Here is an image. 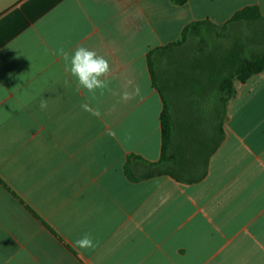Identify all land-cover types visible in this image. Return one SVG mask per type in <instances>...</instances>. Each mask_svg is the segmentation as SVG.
I'll use <instances>...</instances> for the list:
<instances>
[{
	"label": "crops",
	"instance_id": "crops-1",
	"mask_svg": "<svg viewBox=\"0 0 264 264\" xmlns=\"http://www.w3.org/2000/svg\"><path fill=\"white\" fill-rule=\"evenodd\" d=\"M247 6L264 15V0H0V264H264V71L235 80L202 181L125 173L131 155H162L148 54ZM81 45L109 61L111 91L70 74L61 49ZM173 58L164 77L185 61ZM85 234L94 249L75 246Z\"/></svg>",
	"mask_w": 264,
	"mask_h": 264
},
{
	"label": "trees",
	"instance_id": "trees-1",
	"mask_svg": "<svg viewBox=\"0 0 264 264\" xmlns=\"http://www.w3.org/2000/svg\"><path fill=\"white\" fill-rule=\"evenodd\" d=\"M172 1L184 4L187 0ZM243 28L263 30L264 15L258 6H247L239 10L221 25L209 20L193 22L184 28L177 43L154 49L148 54L154 86L164 102L161 114L162 155L156 162L131 155L125 165V173L132 181L168 175L178 182L194 184L208 175L210 158L225 138L224 116L229 101L236 94L235 80L245 82L264 71V40L254 39L247 44L241 43L240 38L231 36L234 31ZM227 39L234 41L228 49ZM208 41L218 54L217 61L213 57L200 58ZM194 43H199L197 51L194 54H184L185 49ZM162 55L172 58L175 55L182 56L185 61L179 64L178 72L164 77L165 71H160L163 65ZM182 91L188 92L194 114L193 122L198 124L202 134L197 142L193 144L190 141L187 146H183L181 141L177 142L180 132L173 108L174 96ZM201 104L206 106L205 110L199 109ZM196 127L186 128L196 130ZM183 131L182 135L186 133ZM135 160L138 166H134Z\"/></svg>",
	"mask_w": 264,
	"mask_h": 264
},
{
	"label": "clouds",
	"instance_id": "clouds-1",
	"mask_svg": "<svg viewBox=\"0 0 264 264\" xmlns=\"http://www.w3.org/2000/svg\"><path fill=\"white\" fill-rule=\"evenodd\" d=\"M61 53L63 58L69 62L68 70L76 78L79 87L87 90L93 96H95L97 91L100 94H103L106 90L111 91L110 77L112 76V68L104 56L82 45L76 47L70 53L61 49ZM140 92L139 86L134 87L131 91L125 90L121 93V100L134 99L140 95ZM39 107L41 110H46L48 100L41 98ZM81 108L92 116H101L99 108H93L89 103L81 104ZM108 134L114 135L111 131ZM75 246L81 249H94L96 243L90 234H85L75 241Z\"/></svg>",
	"mask_w": 264,
	"mask_h": 264
},
{
	"label": "rangeland",
	"instance_id": "rangeland-1",
	"mask_svg": "<svg viewBox=\"0 0 264 264\" xmlns=\"http://www.w3.org/2000/svg\"><path fill=\"white\" fill-rule=\"evenodd\" d=\"M231 36L233 38L238 37L241 39V43H251L252 40L258 39V40H264V28L263 30L256 29H245L238 30L237 32L234 31ZM193 43V42H192ZM234 41L231 39H227V49L230 48V44L233 45ZM223 44H225L223 42ZM213 44L208 41L206 50L203 54H201L200 58H206V57H213L214 60L217 61L218 54L214 49L212 48ZM197 48H199V43H194L193 45L188 46V48L185 49L184 54H194L197 51ZM197 54V53H196ZM200 54V53H199ZM174 111L176 116V125L178 127V130L180 132V135L177 136V142H183V146L190 145L189 142L193 141V144L199 140V136L201 137V130L198 127V124H195L193 121V112H192V106L190 105V100L188 99V92L182 91L179 92L176 96H174ZM197 125V127H196ZM196 127V130H187L186 127ZM185 130V134L182 135V133ZM200 133V135H199ZM190 137V138H189Z\"/></svg>",
	"mask_w": 264,
	"mask_h": 264
}]
</instances>
